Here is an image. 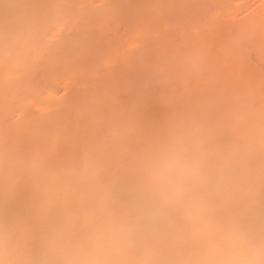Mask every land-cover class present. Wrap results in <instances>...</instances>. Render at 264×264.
<instances>
[{
  "label": "clouds",
  "instance_id": "clouds-1",
  "mask_svg": "<svg viewBox=\"0 0 264 264\" xmlns=\"http://www.w3.org/2000/svg\"><path fill=\"white\" fill-rule=\"evenodd\" d=\"M129 138L50 165L0 134V264H264V124L163 101Z\"/></svg>",
  "mask_w": 264,
  "mask_h": 264
},
{
  "label": "bare ground",
  "instance_id": "bare-ground-1",
  "mask_svg": "<svg viewBox=\"0 0 264 264\" xmlns=\"http://www.w3.org/2000/svg\"><path fill=\"white\" fill-rule=\"evenodd\" d=\"M98 1H105L107 3L105 7L107 6L108 8L103 7L104 4L101 5L107 12L110 10V14H112V12L113 14H116L117 11H120L124 4H128L129 2L130 4L128 5L130 9H127L126 12H124L126 14L127 11L131 9L134 13L133 8L137 5L140 6L137 4L140 3V0ZM94 2L95 0H0V134L5 135L12 141L18 143L25 151L37 154L46 160L50 165H54L61 160L76 156L80 152L83 145L94 138L106 140L109 147L115 154L121 153L124 149L132 146L129 138L131 127L138 122H143L145 126L150 125L156 118L159 117L161 103L163 101L168 102L174 109L195 112L208 117L217 124L221 133L225 135L233 127L239 132H244L248 128L259 127L261 124H264V74L260 77L258 72L255 73L258 76L253 74L254 71H249L248 73L246 71L251 70L249 68L252 67L247 66L248 70H244V68L238 69L239 71L241 70V74L239 72L240 77L237 80L231 79L232 71L229 70L231 73H228V69H226L227 72L225 73L231 75L226 76V74L222 72V77L219 73V71H222L219 70V68L222 69V65L218 64V67H214L216 66L215 63H213L214 66L204 63V60L202 61V59H199L201 57H197V54L194 55V53L193 56L190 55L191 53H189V55L185 54V56L181 55L179 57L183 58L176 57V60L174 59L175 57L171 58L169 62L173 65V63L176 64L173 61H179L180 59L181 61H179V63L181 62V65H184V69H176L179 70L177 71L179 72V76H176L175 72H172L176 70L171 69V76H167L166 78V81L175 80L174 82L177 81L179 85L173 81H170V83L166 82V84L173 83L170 87L169 84H167L166 89L164 86L158 87L166 85L164 83L156 87L153 85V92H151L148 96H144V98L143 96H139V93L142 92L140 91L142 88L139 87L141 85L138 84H141V81L139 83L135 80L133 82L130 81L132 83L131 86L124 85L123 83L125 87H118L116 84H113V82H110L112 80L109 81L110 83H108L107 80L104 81L106 83L102 86L100 85L99 87L112 89L115 94H112L113 96L110 97L95 96L96 89H94V91H92L93 93L89 91V94L92 93L93 95L90 94L84 98L76 99L73 102H61L60 99L52 100V98H49L48 96L47 97L49 99L47 97L46 99L44 96H34V94L28 93L26 96H23L20 101L16 99L18 101L16 103L15 98L13 99L15 93H18L20 90L25 91L26 89L29 90L31 88L32 85H30V83H32V81L28 78L30 73H32L31 69L33 66L38 67V63H42V60H45L46 57L44 56L48 55L47 53L50 52L49 54H56V56L51 55V58L48 61L49 67L53 68L54 65L55 67H61L63 63H65L64 61L72 53H78L77 51L81 52L87 48L84 47L85 49L83 50H80V48L75 49V52L72 50L74 48H67L70 47V45H68L69 43L65 44L67 42H64V39L61 36V39H63L62 42L56 40L58 43H52L55 44V48L53 47L54 49H50L52 47H50L51 44L49 43L53 41L50 39H53L56 36L58 38V35L63 32L66 33H64V37H66L70 35L69 33L71 31H73L71 33H78V31L82 32L89 30L92 28L94 23V27H97L96 24H98V22L99 24L101 23L97 20H101L102 18L99 16V19L98 15L100 12H103V10H100V12L95 11L96 9L92 7ZM223 2H220L223 8L231 6V4L228 6L229 0H223ZM131 5L134 7L131 8ZM242 5L243 4H241V7L244 8L245 6ZM247 5L251 6V3L248 1ZM98 6L96 7L97 9ZM232 7H237L236 10H238V13L241 9H243L237 5L236 7ZM258 7L259 8L256 11H254L256 9L255 8L250 14H248L250 16L249 18H241V24H239L240 27H238V25L235 26L234 23H232L234 25L229 26L232 28L238 27L240 30L248 28L250 36L244 37V35H246L245 30V34H243L240 39L238 37V40H244L248 37L249 41L245 39V42H248L246 43L247 45L252 44V46H250L252 48H254L253 46L257 44L255 43L256 41L264 43V3L260 6L258 4ZM230 11V15L232 16L234 11H232V9ZM241 11L240 13H242ZM132 12L128 13L133 14ZM103 13L102 15H104ZM218 14L221 15V13ZM233 17H236L235 13ZM217 20L219 21V19ZM229 23L231 22H228V24ZM221 29L223 30L225 28ZM148 30H146V33L149 32ZM217 31L219 30L217 29ZM237 31L238 30H235L234 32ZM231 32L233 34L232 30ZM149 34H151V32H149ZM239 35L242 34L236 33V36ZM80 39H83V37ZM223 40L227 39L225 38ZM68 41L70 42V40ZM167 41L168 40H166V42ZM250 41L253 42L249 44ZM159 42L160 41L158 40L157 44H159ZM47 43L49 45H47ZM171 45H169V47ZM236 45L238 44L236 43ZM259 45L262 46L260 43ZM225 46L222 47L225 48ZM159 47L160 50H162L161 46ZM225 49L227 50L229 48L226 47ZM255 49L256 51H259L257 50L258 48ZM174 50L176 49H173V51ZM226 50H224V53ZM247 50L249 51L248 48ZM189 51L190 50H188V52ZM221 51L222 50L219 52ZM240 51L241 50H238L237 52L240 53L241 57V53H244V51ZM228 52H230V54H226ZM173 53L176 54L177 52ZM226 53V55H231L232 51L229 49ZM169 54L171 53L169 52ZM97 55L98 57L92 58L89 66L81 68L79 71H71L68 74L66 81L68 89L74 86L85 87L91 81V78H97L99 75L104 76V74H106L104 72L105 69L115 66V63L112 65L116 60L115 58H106L105 56H99V54ZM213 55L217 57L219 53L217 55L213 53ZM222 55L223 53H221V56ZM52 56H55L53 57L55 59H53ZM244 57L247 56L244 55ZM229 58L228 60L231 61ZM242 59L243 58H240L239 60ZM211 60L214 59L210 57V59H205V62H209L211 64L213 62H210ZM51 61L54 62L51 63L52 65L50 64ZM225 61H227V59H225ZM244 62L247 63L246 65H249L246 60ZM221 63L223 64V62ZM233 63H235L234 60ZM242 66L243 65H241V67ZM121 74L122 79L127 76L126 78L133 80L135 77V75H133L134 77L131 75L128 77L127 73ZM32 75L33 73L30 76L31 78ZM106 76L109 75L106 74ZM228 76H231V78ZM173 77H177L178 79H173ZM57 82L58 81L56 80V83ZM94 83H90V85H93ZM58 84L59 83L56 84V87H58V89L62 88ZM95 85L97 86V84ZM171 86L173 87L171 88ZM215 86L218 87H216L218 90H215ZM203 87L205 89H203ZM51 88L54 97L59 90L56 92L57 88L54 90L55 86L53 88V84H51ZM223 89L231 90L230 92L225 91V93H222ZM210 91L211 94H208ZM215 91L218 92L216 93L217 95L214 93ZM120 92H126V94L129 95L128 99L123 100V98L126 97H121L123 95H121ZM78 97L79 96H77V98ZM210 97L212 98L209 99ZM70 99L68 100L70 101ZM55 100L57 102H55ZM209 101H211V103ZM213 104L215 106H213ZM210 105L212 107H210ZM216 107L219 108L217 109ZM203 108H205V110H209V112L201 111ZM215 108L217 110H215ZM51 109L55 110L50 112ZM45 111L50 113L47 112L48 114H46ZM16 115L18 116L16 117Z\"/></svg>",
  "mask_w": 264,
  "mask_h": 264
},
{
  "label": "rangeland",
  "instance_id": "rangeland-1",
  "mask_svg": "<svg viewBox=\"0 0 264 264\" xmlns=\"http://www.w3.org/2000/svg\"><path fill=\"white\" fill-rule=\"evenodd\" d=\"M221 1L223 2V0H144V2H143V0H140V3H137L140 6H138V5L135 6L137 8H135L134 6L131 5V8L134 7L133 8L134 13L131 11L132 9L127 11V14L124 13V12H126L127 9H130L129 5H128V4H130V2H129L128 4H124V6L122 5L123 7H121L120 11H117L116 14L115 13L113 14V12H112V14H110V12H109L110 10L107 9L109 12L108 13L105 9V8H108L107 6L105 7V5H107V3L105 1H104L105 2L104 3L102 1L95 0L94 4L92 6V7H94V9H96L95 11H98V12H100V10H103V12L106 11L105 13L100 12L101 15L99 13L98 17L100 16L102 18H101V20H97V21L101 22L100 24H99V22H98V24H96L97 27H94V25H95V23H94L92 26L93 29L90 27L91 29L86 30V31H82V32L78 31V33L77 32L71 33L73 31H71L70 33L68 32L70 35L66 36L67 38L64 37L66 33L63 32L60 35H58V38L56 36L53 39H50L51 41L53 40L52 42L48 41V42H51L49 44L52 45V46L50 45V47H52L50 49L55 48L54 47L55 44H52L53 42L54 43L55 42L58 43L57 41L62 42L63 39H64V42L65 41L67 42L65 44L69 43L68 45H70V47H67V48H74V49H72L73 51H75V49H79V48H80V50L85 49L84 47H87V48L81 52L77 51L78 53H74L75 55L73 53L71 55H69V57L64 61L65 63H63V65L61 67L60 66L55 67V65L53 66V68L49 67L48 61L50 60L51 55L56 56V54H49L50 52L47 53L48 55L44 56V57H46L45 58L46 63H45V60H42V63H38L39 64L38 67L33 66L34 69H33V67L31 69L32 73H33L32 78L30 77L32 73H30V76L28 77V78H30V81H32V83H30V85H32L31 88L29 90L26 89L25 91L20 90L18 93H15V96L13 97V99L15 98V100L17 99L18 101H20L23 98V96H26V94L30 93V94H34V96L40 95V96H44L45 98L48 96L49 98H52V100L53 99H56V100L60 99L61 102H73L76 99L84 98V97L92 94L93 93L92 91H94V89H96L95 90L96 93L94 92L95 96L110 97V96H113L115 94L114 91H112V89H110V88L105 89L103 87H101V88L99 87L100 85L102 86L104 83H106L104 81H107V80H108L107 81L108 83L113 82V84H116V86H118V87H121V86L125 87L124 85H127V86L130 85L131 86V84H132L131 82H133L134 80L137 83H139L141 81L140 82L141 84H138V85H141L139 87H141L144 91L141 88H139V89H141L140 91H142L141 93H139L140 94L139 96H143V98H144V96H148L151 92H153L152 88H154L158 85H161L162 83L166 84V82H169V83H170V81L174 82L175 80L166 81L167 76H171V74H170L171 69L172 70L184 69V67H183L184 65H181V62L179 63V61H181L180 59H179V61H173L176 64H174V63H173V65L170 64L169 62H170L171 58L175 57L174 59L176 60L177 59L176 57H179L181 55L185 56V54L189 55V53H191L190 54L191 56H193V53H194V55L197 54V57H201L199 59H202V61L204 60V63H207L209 65L214 66L213 63H215L216 66H214V67H218L219 66L218 64L222 65V69L219 68V70H222V71H219L221 76H222V72H224V73L227 72L226 69H228V73H231V72H229V70L232 71V75L225 73L226 76L231 75L232 78H231V76H228V77L231 78L232 80L239 79L240 74H241V70L239 71L238 69L244 68V70H248L247 66L252 67V68H249L251 70H248L246 72L249 73V71L250 72L254 71L253 74L255 76L257 75L255 73L258 72L259 76L261 77L264 74V50H263L264 49V47H263L264 43H261L260 41H256L255 43H257V44L256 45L253 44L254 48H252L250 46H252L251 42H253V41L249 42V44H251V45H247L246 43H248V42H245V39H247L249 41L248 37H246L244 40H238V37L240 39V38H242L243 34H245V30H246V35H244V37L250 36L248 28H246L244 30H240V28H238V27H240L239 24H241L240 23L241 18H243V17L246 19L249 18L250 16L248 14H250L252 12V10H254L255 8L256 9L254 11H256L259 8L258 4L260 6L262 3H264V0H256V1L255 0H252V1L251 0H246V1H244V0H241V1L229 0L228 6L230 4H231V6L226 7L227 9L222 7V5L220 4ZM248 1L251 3V6L247 5ZM141 2H142V4H141ZM101 4L102 5L104 4L103 7H105V8H103ZM235 4L237 6H239L240 8H243V7H241V4H243L242 6H245L243 9H241L243 11H241L239 9L242 13H240V11L238 13V10H236L237 7ZM97 6H98V9L96 8ZM225 6H227V5H225ZM232 6H235L236 8H234ZM138 7H140V8H138ZM230 8L232 9V11H234L232 16L230 15V12H231ZM248 11H250V12H248ZM254 11H253V13H254ZM128 12H132L133 14H130ZM102 13L104 15H102ZM218 13H221V15ZM234 13H235L236 17H233ZM100 17H99V19H100ZM237 18L240 20H238ZM217 19H219L220 22ZM83 22H85V21H83ZM228 22H231V23L228 24ZM232 23H234L235 26L238 25V27H236V28L229 27V26L234 25ZM236 23H238V24H236ZM220 27L225 28V29H223L224 31ZM230 28H232V29H230ZM249 28H250V26H249ZM217 29L219 31H217ZM146 30L151 32V34H149V32L146 33ZM231 30L233 31V34H232ZM235 30H238V31L234 32ZM236 33H239L242 35L236 36ZM72 34H74V35H72ZM224 34H226V35H224ZM60 36L63 39H61ZM70 36L74 37V38H71ZM82 37H83V39H80ZM163 37H166V38H163ZM222 37H224V38H222ZM221 38H222V40H221ZM225 38L227 40H223ZM68 40H70V42L72 41L71 44ZM158 40L160 41L159 44H157ZM166 40H168V41L166 42ZM241 41L244 43H242ZM224 42H226V43H224ZM258 42L260 44H262V46H260ZM236 43L238 45H236ZM49 44L47 43V45H49ZM93 44H94V46H93ZM221 44H222V46L226 45L225 48L227 47L232 51L231 55H226V54H230V52L226 53V51L229 49L226 50L224 47L221 46ZM169 45H171V46L169 47ZM159 46H161L162 50H160ZM255 46H258V47H255ZM246 47L249 49V51L247 50ZM219 48H221V49H219ZM255 48H258L257 50H259V51H256ZM173 49H176V50L173 51ZM218 49H219V51L220 50H222V51L219 52ZM188 50H190V51L188 52ZM224 50H226L225 51L226 54L224 53ZM233 50H235V51H233ZM238 50H241L240 52L244 51V53H241V55H242L241 57H240V53L237 52ZM214 51H216V52H214ZM169 52L171 54H169ZM173 52H175V53L177 52V53L174 54ZM246 52H247V54H246ZM259 52H261V53H259ZM51 53H52V50H51ZM79 53H81V54H79ZM213 53L216 55L219 53V55L216 57L213 55ZM221 53H223L222 56H221ZM97 54H99V56L100 55L105 56L106 58L109 57V58H115L116 59L112 64V65H114V63H115V66L108 67L107 69L104 70V72L111 77L106 76V74H104V76H106V77L99 75V77H97V78H93V79L91 78V81L85 87L84 86H74V87L68 89L67 82H66L68 74L71 71H73V72L79 71L81 68L89 66L91 64L92 58L98 57ZM177 54H178V56H177ZM235 54H237V55H235ZM243 54L247 57H244ZM55 56H52V58ZM210 57H212V59H214V60L210 61V62L213 61L211 64L209 62H205V59L206 60L208 58L210 59ZM214 57H216L217 59ZM229 57H231L235 63H233V60ZM234 57H236V58H234ZM179 58H183V57H179ZM228 58L231 61H229ZM240 58H243L242 59L243 61L239 60ZM53 59H55V58H53ZM225 59H227V61H225ZM245 60L248 62L249 65H246L247 63L244 62ZM54 62L51 61L50 64L54 63ZM221 62H223V64ZM59 63H61V62H59ZM238 63H239V65H238ZM240 64L243 66L241 67ZM170 67H172V68H170ZM224 67H226V68H224ZM204 70H202V71H204ZM177 71H179V70L172 71V72H175V75L179 76V72H177ZM239 72H240V74H239ZM121 73H123V74L127 73L128 77H129V75H131L132 77H134L133 75H135V77L133 80H131V79L126 78L127 76L124 75L125 78L122 79ZM94 77H96V76H94ZM47 79H49V80H47ZM53 79L55 80V83H54ZM97 79H101L102 81L97 80ZM173 79H178V78L173 77ZM56 80L58 81L57 83H59L58 85H60L62 88L58 89V87H56V84H57ZM110 80H112V81H110ZM45 82H48V83H45ZM90 83H94V84L90 85ZM100 83H102V84H100ZM123 83H124V85H123ZM169 83H167V84H169ZM174 83L178 84L177 81ZM51 84H53V88L55 86L54 90L57 88L56 92L59 90L58 93L55 94L54 97L52 94ZM95 84H97V86ZM167 84L161 85L158 87L164 86L166 89ZM172 84H169V87ZM153 85H154V87H153ZM173 86H171V88ZM216 87L217 86L214 87L215 90L218 88V87L217 88ZM203 89H205V88L203 87ZM206 90H208V89H206ZM212 90H214V89H212ZM221 90H219V91H221ZM230 90L229 89L228 90L223 89L222 93H225V91L230 92ZM89 91H91L92 93L89 94ZM214 93L216 94L218 92L215 91ZM120 94L123 96H121ZM120 94L119 95L121 97H126V98H123V100L128 99L129 95L126 94V92H120ZM203 94H205V93H203ZM208 94H211V91ZM77 96H79V97L77 98ZM207 97H209V96H207ZM211 98L212 97H210L209 99H211ZM68 99H70V101ZM17 100L15 101L16 103L18 102ZM56 100H55V102H57ZM60 101H58V102H60ZM205 101H207V100H205ZM209 102L211 103V101H209ZM215 104H217V103H215ZM213 106H215V105L213 104ZM210 107H212V106L210 105ZM216 108L218 109L219 107H216ZM216 108H215V110H217ZM211 109H213V108H211ZM53 110H55V109H53ZM53 110L51 109L50 112H53ZM201 111H204V112L208 111L209 112V110H205V108L201 109ZM47 112L45 111L46 114L50 113V112H48V113ZM45 113H43V114H45ZM17 116L18 115H16V117Z\"/></svg>",
  "mask_w": 264,
  "mask_h": 264
}]
</instances>
